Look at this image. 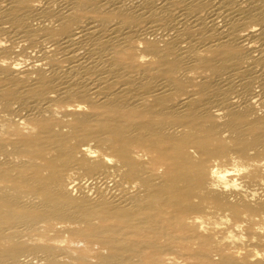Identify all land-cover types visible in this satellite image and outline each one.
<instances>
[{
    "label": "bare ground",
    "instance_id": "1",
    "mask_svg": "<svg viewBox=\"0 0 264 264\" xmlns=\"http://www.w3.org/2000/svg\"><path fill=\"white\" fill-rule=\"evenodd\" d=\"M0 264H264V0H0Z\"/></svg>",
    "mask_w": 264,
    "mask_h": 264
}]
</instances>
